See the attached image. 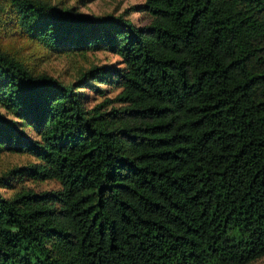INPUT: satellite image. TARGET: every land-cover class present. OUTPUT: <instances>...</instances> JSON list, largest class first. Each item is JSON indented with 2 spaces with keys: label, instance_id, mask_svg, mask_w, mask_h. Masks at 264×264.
<instances>
[{
  "label": "trees",
  "instance_id": "1",
  "mask_svg": "<svg viewBox=\"0 0 264 264\" xmlns=\"http://www.w3.org/2000/svg\"><path fill=\"white\" fill-rule=\"evenodd\" d=\"M65 1L0 0V155L33 159L0 173V264L263 257L264 0H144V25ZM22 48L120 63L64 82Z\"/></svg>",
  "mask_w": 264,
  "mask_h": 264
},
{
  "label": "rangeland",
  "instance_id": "2",
  "mask_svg": "<svg viewBox=\"0 0 264 264\" xmlns=\"http://www.w3.org/2000/svg\"><path fill=\"white\" fill-rule=\"evenodd\" d=\"M54 1V0H53ZM144 0H87L79 2L77 0H66L65 3L73 5L75 12L82 13L88 16H103V15H127L129 19L138 25H144L147 22L146 17L139 13L138 9H133L136 4L142 3ZM22 45L18 44L17 48ZM20 55L28 56L29 63L38 71L46 72L57 79L64 82H71L76 77L80 70L89 68L92 64H115L119 65L118 57L105 52H88L83 55L70 54V55H56L49 54L43 50L35 51L33 48L20 49ZM96 85L101 88L100 92H94L90 89L84 90V94L88 96L86 103L93 105L96 102L104 100L105 98H114L118 89L110 87V85L101 84ZM119 106L118 103H113ZM33 161L32 158L15 155V154H2L0 155V173L15 164H24ZM25 186L34 189H56L58 184L53 181L37 182L27 180L24 182ZM6 196L11 194V191L5 190ZM249 264H264V256Z\"/></svg>",
  "mask_w": 264,
  "mask_h": 264
}]
</instances>
